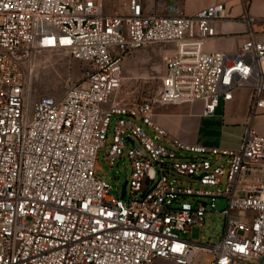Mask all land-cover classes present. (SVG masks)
<instances>
[{
  "label": "built area",
  "instance_id": "1",
  "mask_svg": "<svg viewBox=\"0 0 264 264\" xmlns=\"http://www.w3.org/2000/svg\"><path fill=\"white\" fill-rule=\"evenodd\" d=\"M242 1L245 40L208 51L224 3L187 15L175 4L157 12L127 0L125 14H110L104 0H0V264H264V135L249 124L238 147L188 143L156 121V102L118 97L125 56L165 44L161 104L200 102L211 115L249 88L251 117L264 112V42ZM43 50L88 65L82 82L33 101ZM115 114L106 157L112 166L130 145L129 198L95 174ZM224 175V188L213 189ZM219 197L221 237H183L214 215Z\"/></svg>",
  "mask_w": 264,
  "mask_h": 264
},
{
  "label": "rangeland",
  "instance_id": "2",
  "mask_svg": "<svg viewBox=\"0 0 264 264\" xmlns=\"http://www.w3.org/2000/svg\"><path fill=\"white\" fill-rule=\"evenodd\" d=\"M148 8H151V0H144ZM105 11L110 14H125L127 12V0H104ZM167 45L153 44L135 50L125 56L123 60L124 80L119 91L120 100L134 101L150 99L155 108L165 114V117L177 121L175 135L188 143H195L208 147H237L243 133L242 126L227 124L223 120V103L221 102L216 114L199 115L202 104L200 102L185 104H168L163 106L157 95L162 88L164 74L163 56ZM31 82L34 90L33 101L37 96L50 94L60 96L68 84H77L84 79V66L87 63L73 59L67 52L43 50L36 54L34 59ZM157 109V110H158ZM155 109V117H157ZM227 111V110H226ZM163 115V114H161ZM118 115H114L109 126L106 149L100 148L95 166L96 176L105 179L112 185V194L121 196L123 184L131 177V159L128 156L129 144H126L123 154L118 157L114 165H110L106 152L110 149L114 131L117 125ZM140 122V121H139ZM143 124L142 122H140ZM147 133L154 136L156 132L146 124H143ZM131 143V142H130ZM140 144V143H139ZM184 155H193L188 151H181ZM218 163L225 164V158ZM227 166V165H226ZM186 183L189 177L178 175ZM226 175L219 186L213 189H223ZM194 186H201L194 184ZM127 198L130 196V185L127 184ZM136 196V195H135ZM226 207V198L219 197L216 202L217 211L212 217L206 218L202 227L188 229L182 232L185 238L200 239L202 243L213 242L214 238H220L224 228L225 216L221 210ZM200 256L209 257V254L201 253ZM155 264H174L172 261L159 259Z\"/></svg>",
  "mask_w": 264,
  "mask_h": 264
},
{
  "label": "crops",
  "instance_id": "3",
  "mask_svg": "<svg viewBox=\"0 0 264 264\" xmlns=\"http://www.w3.org/2000/svg\"><path fill=\"white\" fill-rule=\"evenodd\" d=\"M218 3L225 4V17L216 21V35L206 39L205 49L208 51H234L245 40L249 29V25L241 18L244 11L242 0H151V11L163 12L167 5L175 4L179 6L185 14L193 15L202 8ZM248 12L255 17L251 25L252 31L259 40L264 42V0H249ZM251 95L252 91L249 88H241L235 91L232 100L222 102L223 120L227 124H238L242 126L243 133L246 126L250 124L256 133L264 135V112L258 113L252 117L250 115ZM160 107L161 106H158L155 109L157 110ZM201 110L199 115H202ZM159 111L158 109L156 114L157 117H155L156 121L175 135L174 131L177 121L165 117V114Z\"/></svg>",
  "mask_w": 264,
  "mask_h": 264
},
{
  "label": "water",
  "instance_id": "4",
  "mask_svg": "<svg viewBox=\"0 0 264 264\" xmlns=\"http://www.w3.org/2000/svg\"><path fill=\"white\" fill-rule=\"evenodd\" d=\"M151 174H153V170L151 171ZM126 185H127V181H125V183L123 184V190H122L121 196L125 195Z\"/></svg>",
  "mask_w": 264,
  "mask_h": 264
},
{
  "label": "bare ground",
  "instance_id": "5",
  "mask_svg": "<svg viewBox=\"0 0 264 264\" xmlns=\"http://www.w3.org/2000/svg\"><path fill=\"white\" fill-rule=\"evenodd\" d=\"M159 95V94H158Z\"/></svg>",
  "mask_w": 264,
  "mask_h": 264
}]
</instances>
